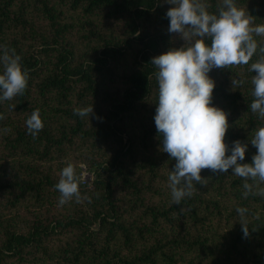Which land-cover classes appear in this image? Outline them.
<instances>
[{"label": "trees", "instance_id": "trees-1", "mask_svg": "<svg viewBox=\"0 0 264 264\" xmlns=\"http://www.w3.org/2000/svg\"><path fill=\"white\" fill-rule=\"evenodd\" d=\"M204 2L218 13L222 0ZM235 2L254 25L264 24V0ZM171 6L0 0V46L14 49L28 74L23 94L0 101V264H264V197L245 198L231 169H204L206 185L194 182L180 205L171 199L175 160L156 130L158 69L151 63L184 44L168 31ZM254 39L264 46V37ZM259 55L258 48L248 65L209 72L211 103L227 114L226 155L236 140L248 145L241 163L252 162L250 141L264 125L250 109L249 69ZM91 105L89 119L74 114ZM35 109L44 126L33 137L26 119ZM68 163L80 199L61 206L55 185ZM82 166L90 179H81ZM238 207L247 209V236Z\"/></svg>", "mask_w": 264, "mask_h": 264}, {"label": "clouds", "instance_id": "clouds-1", "mask_svg": "<svg viewBox=\"0 0 264 264\" xmlns=\"http://www.w3.org/2000/svg\"><path fill=\"white\" fill-rule=\"evenodd\" d=\"M166 2L172 5L166 12L170 20L168 31L179 34L184 44L153 57L151 63L158 69L156 130L161 137V150L175 160L168 176L173 203L180 205L184 198L191 197L195 191L194 182L206 185L207 179L201 176L204 169L213 173H227L231 169L233 175L244 181L245 198L249 194L264 197V187H260L264 184V125L255 130L250 141L257 149L251 163H241L248 145L240 140L233 142L231 154L226 155L227 114L211 103L215 82L209 76L213 68L248 65L259 48V58L249 69L255 72L251 79L254 99L250 109L264 119V46L254 39V35L264 37V24L254 25L235 0H222L218 13H210L204 0ZM0 52L3 53L0 55L3 64L0 101L12 100L23 94L28 74L14 49L0 46ZM232 84L238 86L240 81L233 80ZM74 114L89 119L93 107L74 109ZM43 126L40 110H33L26 119L28 133L35 137ZM55 187L60 192L58 202L61 206L73 197L79 201V181L72 163L62 169ZM236 211L247 236V209L238 207Z\"/></svg>", "mask_w": 264, "mask_h": 264}, {"label": "rangeland", "instance_id": "rangeland-1", "mask_svg": "<svg viewBox=\"0 0 264 264\" xmlns=\"http://www.w3.org/2000/svg\"><path fill=\"white\" fill-rule=\"evenodd\" d=\"M83 167V166H82ZM81 179L82 180H88L91 177V173L85 168H81Z\"/></svg>", "mask_w": 264, "mask_h": 264}, {"label": "built area", "instance_id": "built-area-1", "mask_svg": "<svg viewBox=\"0 0 264 264\" xmlns=\"http://www.w3.org/2000/svg\"><path fill=\"white\" fill-rule=\"evenodd\" d=\"M83 168V167H82Z\"/></svg>", "mask_w": 264, "mask_h": 264}]
</instances>
